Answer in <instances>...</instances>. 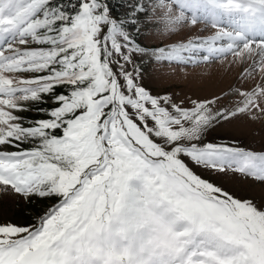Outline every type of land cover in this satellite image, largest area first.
<instances>
[{
  "label": "snow or ice",
  "instance_id": "6c2138e0",
  "mask_svg": "<svg viewBox=\"0 0 264 264\" xmlns=\"http://www.w3.org/2000/svg\"><path fill=\"white\" fill-rule=\"evenodd\" d=\"M125 7L0 0V203L53 201L24 224L0 212V264H264V145L213 135L264 120V0ZM198 24L213 33L172 39ZM229 56L248 88L177 99L148 86L145 61Z\"/></svg>",
  "mask_w": 264,
  "mask_h": 264
},
{
  "label": "rangeland",
  "instance_id": "374dc122",
  "mask_svg": "<svg viewBox=\"0 0 264 264\" xmlns=\"http://www.w3.org/2000/svg\"><path fill=\"white\" fill-rule=\"evenodd\" d=\"M108 2L111 5L113 15L121 16L127 12L125 7L127 0H108ZM213 31L198 24L195 28H185L180 35L174 36L172 39L178 40L186 34L208 36ZM143 35L148 37L145 39V43L156 42L154 38L149 37L148 33ZM232 59L229 56L228 59L223 61L213 60L210 63L196 66H166L163 71H156L154 66L145 61V70L151 75L148 86L157 92L174 93L177 99H184L185 97L211 98L228 92L235 87L248 88L250 83L241 80V74L245 66L232 63ZM257 79L259 78L257 77ZM227 102V100L221 101L222 104ZM48 104L50 107L54 106L51 101ZM24 115L33 119L47 118L35 112H27ZM213 135L235 136L245 146L258 150L264 145V120H258L255 123L247 119L236 121L234 124L219 129ZM223 183L230 191L239 196L254 195L259 199L261 195L259 185H243L229 179H225ZM52 203L53 201H33L31 204H27L15 197H4L2 203H0V212L3 214L4 221L11 220L13 223L24 224L30 222L38 211L42 212Z\"/></svg>",
  "mask_w": 264,
  "mask_h": 264
},
{
  "label": "trees",
  "instance_id": "16d2710c",
  "mask_svg": "<svg viewBox=\"0 0 264 264\" xmlns=\"http://www.w3.org/2000/svg\"><path fill=\"white\" fill-rule=\"evenodd\" d=\"M115 8H116V7H115ZM47 106L50 107L49 104H48Z\"/></svg>",
  "mask_w": 264,
  "mask_h": 264
}]
</instances>
